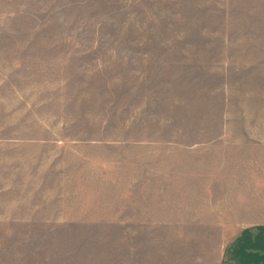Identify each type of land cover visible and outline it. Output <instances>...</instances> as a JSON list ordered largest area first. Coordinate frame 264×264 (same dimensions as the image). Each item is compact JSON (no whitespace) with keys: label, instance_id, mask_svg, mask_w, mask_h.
<instances>
[{"label":"rangeland","instance_id":"374dc122","mask_svg":"<svg viewBox=\"0 0 264 264\" xmlns=\"http://www.w3.org/2000/svg\"><path fill=\"white\" fill-rule=\"evenodd\" d=\"M264 226V0H0V264H219Z\"/></svg>","mask_w":264,"mask_h":264},{"label":"crops","instance_id":"0c3cea01","mask_svg":"<svg viewBox=\"0 0 264 264\" xmlns=\"http://www.w3.org/2000/svg\"><path fill=\"white\" fill-rule=\"evenodd\" d=\"M219 264H264V226L241 227L225 241Z\"/></svg>","mask_w":264,"mask_h":264}]
</instances>
